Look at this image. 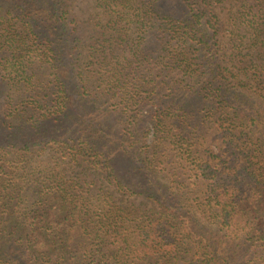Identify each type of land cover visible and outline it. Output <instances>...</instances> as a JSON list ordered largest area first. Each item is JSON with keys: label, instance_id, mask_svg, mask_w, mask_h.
Segmentation results:
<instances>
[{"label": "trees", "instance_id": "16d2710c", "mask_svg": "<svg viewBox=\"0 0 264 264\" xmlns=\"http://www.w3.org/2000/svg\"><path fill=\"white\" fill-rule=\"evenodd\" d=\"M75 1L0 0V264H264V0Z\"/></svg>", "mask_w": 264, "mask_h": 264}, {"label": "rangeland", "instance_id": "374dc122", "mask_svg": "<svg viewBox=\"0 0 264 264\" xmlns=\"http://www.w3.org/2000/svg\"><path fill=\"white\" fill-rule=\"evenodd\" d=\"M92 0H76L74 3L75 11L81 18L87 19L93 12ZM88 29V28H87Z\"/></svg>", "mask_w": 264, "mask_h": 264}]
</instances>
